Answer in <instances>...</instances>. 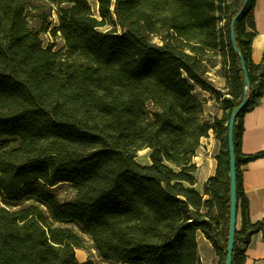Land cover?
<instances>
[{
  "label": "trees",
  "instance_id": "1",
  "mask_svg": "<svg viewBox=\"0 0 264 264\" xmlns=\"http://www.w3.org/2000/svg\"><path fill=\"white\" fill-rule=\"evenodd\" d=\"M35 0H0V264L79 262L89 244L104 264H202L201 233L224 264L228 236L227 123L244 75L230 43L242 0H43L54 9L28 23ZM256 0L234 26L250 83L233 132L237 210L231 264H244L252 223L241 152L243 117L263 96L264 54L251 60ZM110 26L106 32L100 28ZM120 29V32L117 29ZM60 34V50L40 34ZM159 38L161 44L152 42ZM211 74L225 80L217 89ZM209 92L223 116L203 120ZM220 143L217 168L197 191L200 139ZM149 150V165L136 155ZM75 192L60 202L51 189Z\"/></svg>",
  "mask_w": 264,
  "mask_h": 264
},
{
  "label": "crops",
  "instance_id": "2",
  "mask_svg": "<svg viewBox=\"0 0 264 264\" xmlns=\"http://www.w3.org/2000/svg\"><path fill=\"white\" fill-rule=\"evenodd\" d=\"M256 36L251 43V60L258 65L264 54V0H256L253 13ZM217 89H223L225 80L210 75ZM200 99L205 100L203 120L209 121L211 117L221 118L223 112L215 102V98L206 91L196 88ZM243 134L241 140V152L251 155L264 151V95L257 100V105L243 117ZM220 151V143L209 131L207 137L200 139V146L193 158L197 166V191H202L203 183L214 176L217 168L216 155ZM243 188L249 205V219L252 223L264 221V157L243 166ZM198 254L202 264H216V255L212 245L201 233L197 234ZM79 262L86 261V255L82 250H76ZM244 264H264V240L263 233L255 234L245 251Z\"/></svg>",
  "mask_w": 264,
  "mask_h": 264
},
{
  "label": "water",
  "instance_id": "3",
  "mask_svg": "<svg viewBox=\"0 0 264 264\" xmlns=\"http://www.w3.org/2000/svg\"><path fill=\"white\" fill-rule=\"evenodd\" d=\"M247 5V0H242V6L236 15L233 17L230 23V43L233 53L238 57L242 72L244 75V89H243V96L240 104L235 107L229 116V120L227 123V152H228V174H229V216H228V236H227V245H226V257L224 264H231L232 263V254L234 249V242H235V234L238 228L239 222V214L237 210V191H236V168H235V151H234V144H233V132L235 122L240 115V113L244 110L248 103L249 95L248 91L250 89V83L247 76V71L245 69L242 56L237 49L236 41H235V32L234 26L237 20L242 15L243 11L245 10Z\"/></svg>",
  "mask_w": 264,
  "mask_h": 264
},
{
  "label": "rangeland",
  "instance_id": "4",
  "mask_svg": "<svg viewBox=\"0 0 264 264\" xmlns=\"http://www.w3.org/2000/svg\"><path fill=\"white\" fill-rule=\"evenodd\" d=\"M34 5L36 7H38V8H36V10L34 12H33L32 8H28V10H27V12H28L27 20H28L29 26L32 29H35V30L38 29L39 19L33 18V15H38L39 13H46V15H50L49 21L52 23V26H55L57 24V16H56V12L54 9L50 10L48 8L43 7V0H35ZM92 13L95 16L93 9H92ZM110 29H111L110 26L103 27V28L99 29V32H106ZM117 31L120 32V29L118 28ZM40 37H41V40L43 42L44 47L53 46L54 50H60L63 48L64 42H63L59 33H57L55 38L52 37L51 35L47 34V33H41ZM151 39H152L153 43L158 44V45L161 44L159 38L152 37ZM148 156H149V150L140 151L136 155V161L142 165H149L150 160H149ZM51 191L58 198V200L60 202H69L74 198V195H75V192L72 190V188L68 184H59V185L53 187L51 189ZM0 206H6V205H4L0 201ZM6 207H8V206H6ZM8 208L11 210H16L18 207H8ZM238 224H239V222H238ZM238 227H239V225H238ZM212 248H213V246H212ZM213 250H214V248H213ZM214 252H215V250H214ZM75 253H77V252H75ZM84 253H85L87 259L91 258L97 264H104L101 262L100 258L97 256L96 252L93 249H91V244H89L87 250L84 251ZM215 255H216V259H217L216 260V264H217L218 256H217L216 252H215ZM76 258H77V260L79 259V256H77V254H76Z\"/></svg>",
  "mask_w": 264,
  "mask_h": 264
},
{
  "label": "bare ground",
  "instance_id": "5",
  "mask_svg": "<svg viewBox=\"0 0 264 264\" xmlns=\"http://www.w3.org/2000/svg\"><path fill=\"white\" fill-rule=\"evenodd\" d=\"M88 2H89L91 9H93L95 16L99 18L97 14V0H88Z\"/></svg>",
  "mask_w": 264,
  "mask_h": 264
},
{
  "label": "built area",
  "instance_id": "6",
  "mask_svg": "<svg viewBox=\"0 0 264 264\" xmlns=\"http://www.w3.org/2000/svg\"><path fill=\"white\" fill-rule=\"evenodd\" d=\"M263 95H264V88H263Z\"/></svg>",
  "mask_w": 264,
  "mask_h": 264
}]
</instances>
